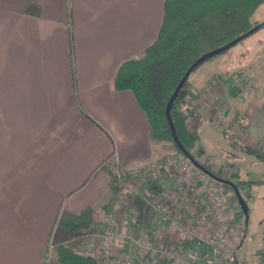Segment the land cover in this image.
<instances>
[{
	"label": "crops",
	"instance_id": "crops-1",
	"mask_svg": "<svg viewBox=\"0 0 264 264\" xmlns=\"http://www.w3.org/2000/svg\"><path fill=\"white\" fill-rule=\"evenodd\" d=\"M164 1L0 0V264H60L49 254L59 212L108 198L106 161L127 170L155 158L145 112L114 78L157 38ZM255 81L237 98L228 89L225 99L232 115L248 120L240 143L257 148L264 144V74ZM193 124L201 135L203 121ZM167 187L175 188L173 174L144 184L127 204L122 231L137 240L149 234L156 214L137 200ZM105 225L82 232L73 250L80 253ZM159 255L155 264H173Z\"/></svg>",
	"mask_w": 264,
	"mask_h": 264
},
{
	"label": "trees",
	"instance_id": "trees-1",
	"mask_svg": "<svg viewBox=\"0 0 264 264\" xmlns=\"http://www.w3.org/2000/svg\"><path fill=\"white\" fill-rule=\"evenodd\" d=\"M263 4L264 0L164 1L163 19L157 38L140 55L121 63L114 78L115 88L117 90L132 91L137 103L145 112L148 121L149 139L152 145L169 143L175 147L178 153L182 154L181 149L173 140L165 116V106L171 93L187 68L199 56L226 44L255 27L251 33L263 27L264 20L259 21L253 16ZM229 48L222 52L227 51ZM215 55L200 62L191 73ZM190 87L191 83L188 77L173 101L170 117L181 145L195 157L193 150L194 147L199 146V136L197 131L188 128L186 115L180 109V104L184 101ZM241 118H243L244 123H241ZM231 119L232 123H229V126H233L234 123L238 122L237 124L241 127V130H246L248 120L244 115L234 114ZM223 135L230 147H238L246 154H251L264 162L263 143L257 148L242 143L238 146L232 135L228 136L225 132ZM195 159L201 163L196 157ZM201 164L217 174L209 165ZM104 166L109 176L111 193L107 201L100 205V208L106 214L113 215V207L121 193V188L115 183L116 170L119 168L115 167L113 161H106ZM122 171L123 177L127 178L129 171ZM236 175L237 173H233V177ZM263 180L264 176L261 181ZM233 182L241 191L244 186L243 183H246L250 188L259 181L256 179L243 181L234 177ZM238 208L241 209L239 205ZM98 224L102 225L92 205L84 207L78 212L61 210L51 236L50 249L53 251L52 255L60 264H97L93 257L75 252L70 245L75 239L73 236L80 228ZM262 253L264 256V249ZM228 263L234 264L233 261Z\"/></svg>",
	"mask_w": 264,
	"mask_h": 264
},
{
	"label": "rangeland",
	"instance_id": "rangeland-1",
	"mask_svg": "<svg viewBox=\"0 0 264 264\" xmlns=\"http://www.w3.org/2000/svg\"><path fill=\"white\" fill-rule=\"evenodd\" d=\"M253 16L259 21L264 20V4L256 10ZM237 47L246 48L245 52L235 54L233 51ZM202 73L203 81L198 80L194 82L195 78L197 80ZM262 74H264V26L237 42L227 51L216 54L213 58L205 61L194 70L189 76L191 87L184 101L180 104V109L186 115V124L190 130H197L196 125L193 124L194 121H203V126L200 128L203 130V133L198 135L199 146L194 147L193 150L195 157L201 163L209 165L219 176L232 181L234 177L243 181L251 179L259 181L250 188H248L246 183H243L244 186L241 191H239L243 201L247 203V211L245 214L238 208L240 204L236 200L232 188L218 182L223 189L228 191L230 194L228 198L231 201V205L233 208H236L234 206L237 205L238 212L235 219L238 225L234 234L231 236L234 239H231V242L222 253V258H220L222 264H230L228 263L230 261H233L235 264H259L264 260V258H262L264 249V180L261 181L264 176V162L251 154L235 150L238 149V147H230L227 139L223 137L224 132L228 134V136L232 135V138L237 145H239V139H241L240 132L243 131L237 124L238 122L234 123L233 126H229V123H232L231 117L233 118L235 113L232 115L231 102H226V91L228 92V89H230L234 94L233 96L237 98L245 88L252 87L253 83L256 82L255 78L257 79V76ZM202 87L203 89H201ZM195 97L197 99L193 100ZM199 100H201L200 104L203 102V110H200L198 113L196 107L198 106ZM196 112L200 120L197 119V115H195L197 114ZM202 112L203 114H201ZM243 121V118H241V123H244ZM260 145L259 143L257 147ZM153 147L156 151V156L153 161H151V164L159 168L164 169V167H166L170 169L174 167L173 165L176 163L175 158L183 155L178 153L175 147L169 143L165 145H153ZM233 173H237V175L233 177ZM181 174L179 175L178 172H175L173 175H175V179L181 180ZM166 176L167 175L164 174L159 178L165 179ZM150 181H146L144 184ZM166 189H169V187ZM132 197L133 196L129 197L127 193L121 190L120 197L112 210L113 215H116L115 218L112 217L113 215L106 214L100 208V205L105 203L107 198L98 205H95V211L102 225L98 224L91 227L80 228L75 236H73L75 238L73 242L82 240L84 238L83 234L86 233L89 228H102L107 222L121 219L127 207V203ZM147 198L144 200L141 197V199L137 200L140 203V209L145 205L147 213L152 211L155 212L151 206L146 203ZM149 228L150 226L148 225V227L134 230V233H139L140 235L143 230ZM147 239L149 240V238H146V240ZM187 244H189V241ZM70 246L72 247V245ZM52 252L53 251L49 254H52ZM204 252H206V250H203V253ZM137 263L139 262L137 261Z\"/></svg>",
	"mask_w": 264,
	"mask_h": 264
},
{
	"label": "built area",
	"instance_id": "built-area-1",
	"mask_svg": "<svg viewBox=\"0 0 264 264\" xmlns=\"http://www.w3.org/2000/svg\"><path fill=\"white\" fill-rule=\"evenodd\" d=\"M175 160L172 168H177L179 175L182 173L181 180L173 175L174 189L165 188L147 200L157 215L149 234H143L137 240L122 231L128 224L127 205L123 217L107 222L80 253L90 255L97 264H155L159 254V257L166 254L173 264H222V253L238 225L235 220L237 205L233 208L228 191L185 155ZM150 164L139 169H127L130 170L127 178L123 177L122 170L117 169L116 185L130 197L139 194L146 181L176 172L172 168L163 169ZM172 230L174 236L164 243L163 239ZM133 245H138V252L131 249ZM259 264H264V260Z\"/></svg>",
	"mask_w": 264,
	"mask_h": 264
},
{
	"label": "water",
	"instance_id": "water-1",
	"mask_svg": "<svg viewBox=\"0 0 264 264\" xmlns=\"http://www.w3.org/2000/svg\"><path fill=\"white\" fill-rule=\"evenodd\" d=\"M256 28V27H255ZM255 28L251 29L250 31L246 32L245 34H242L238 37H236L235 39L227 42L226 44L215 48L213 50H210L204 54H202L201 56H199L185 71V73L183 74V76L181 77L180 81L177 83V85L175 86L173 92L171 93L166 106H165V116L167 118V121L169 123L170 129H171V133H172V137L173 140L175 141V143L179 146V148L181 149V152L183 155H185L197 168L201 169L202 171H204L205 173H207L211 178H213L214 180L221 182L223 184L229 185L235 195L236 200L239 202L240 204V208L242 210V212L245 214L247 211V205L246 203L243 201V198L241 197V194L239 192V189L237 188V186L235 185V183L232 180H229L227 178H224L222 176H219L217 174H215L214 172H211L210 170L206 169L201 163H199L195 157L189 153L187 150L184 149V147L181 145L174 125L172 123L171 117H170V110H171V106L173 104L174 99L176 98L180 88L182 87V85L184 84V82L187 80V78L189 77V74L191 73V71L202 61H204L205 59H207L208 57H211L215 54H218L222 51H224L225 49L229 48L230 46L234 45L235 43H237L238 41H240L241 39H243L244 37L248 36L249 33H251ZM235 264V263H234Z\"/></svg>",
	"mask_w": 264,
	"mask_h": 264
}]
</instances>
